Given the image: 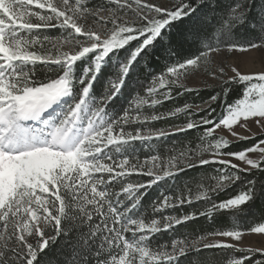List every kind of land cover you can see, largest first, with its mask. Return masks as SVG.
<instances>
[{"label":"snow or ice","instance_id":"snow-or-ice-1","mask_svg":"<svg viewBox=\"0 0 264 264\" xmlns=\"http://www.w3.org/2000/svg\"><path fill=\"white\" fill-rule=\"evenodd\" d=\"M49 29L60 34L42 35ZM184 44L196 45L197 53L168 64L159 75L149 73L147 85L140 82L146 57L157 49L174 56ZM221 45L240 52L264 48V0H178L171 7L154 0H100L93 7L86 0H0V264H41L45 250L70 230H79L71 264H180L190 253L245 251L227 239L201 243L210 236L238 242L245 231L240 228L151 244L157 234L198 217L226 211L238 216L264 203V71L244 74L232 67L234 75L226 79L209 73L221 80V93L204 101L199 119L188 103L155 111L173 91L177 96L199 91L181 81ZM40 68L55 76L39 79ZM232 85L240 86V97L214 118L213 104ZM134 92L127 106L121 103L125 93ZM181 113L185 121L171 130L151 127ZM221 128L234 139L216 137ZM193 130L201 132L203 147L185 146L166 159L130 155L137 141ZM243 140L252 143L227 150ZM208 165L220 168L211 177L215 183L200 182L203 190L195 200L207 201L205 210L146 220L142 190ZM132 175L150 179L129 182ZM237 184L242 186L237 194L213 200ZM185 187L175 197L154 201L152 212L194 203ZM246 231L264 234V222ZM249 258H230L229 264ZM193 264L216 261L197 257Z\"/></svg>","mask_w":264,"mask_h":264},{"label":"trees","instance_id":"trees-1","mask_svg":"<svg viewBox=\"0 0 264 264\" xmlns=\"http://www.w3.org/2000/svg\"><path fill=\"white\" fill-rule=\"evenodd\" d=\"M178 2V0H176ZM98 2H93L90 7L95 6ZM258 4V0H257ZM60 33L56 29L52 30H42V35L57 36ZM135 43V42H133ZM197 53V46L184 44L182 47L176 49V54L174 56H169L166 52H162L157 49L155 52L151 53L149 57L145 58V61L141 62V67L144 69L138 79L142 84L147 85L151 76L149 73L159 75L166 71V66L177 60L183 58L194 56ZM38 78L41 80L46 79L50 76H55V72H49L46 68H40L38 73ZM232 91L226 97L213 104L216 109L214 113V118L219 117L228 104H232L236 99L240 97L241 88L237 85H232ZM141 95H144L143 89L137 90ZM221 93L220 88H207L200 89L199 91L187 92L183 95L177 96L176 91H173V98L166 101L162 105H158L155 109L157 112H167L169 110H174L175 107L183 106L185 103L191 104L193 107L191 111L195 113V119H199V116L204 115L203 112H196L194 109L199 107H207L204 101H207L209 97L213 94L219 95ZM136 93L134 92L131 97L127 93L121 98V103L127 106L132 99H134ZM149 111V109H145ZM186 117L183 113L179 114L178 117L169 118L167 120H160L154 122L151 127L162 128L165 130H171L170 125L183 124ZM137 127L133 125L132 128ZM130 128L129 130H132ZM201 135L199 131H191L187 133H180L177 135L168 136L160 140H150L144 143L139 141L132 144L129 152L130 155L143 161L146 157L152 155L160 156L162 159H166L170 155L176 154L183 150L185 146L190 147H203L200 140L198 139ZM252 141H241L239 144L233 143L229 149L230 151L239 150L250 146ZM219 165H208L203 168H196L188 170L181 173L179 176L167 178L160 181L158 184L154 185L150 189L142 190L146 191V195L143 196L141 202V211L145 213L146 220L151 218L162 219L164 216H174L180 217L185 214H191L193 212L198 213L199 211L205 210L208 206L207 201L199 200L196 201L195 197L199 195V192L203 188L199 187L200 182L203 181L206 187L209 183H215L211 180V177L217 176ZM259 177V173L256 174ZM150 178L143 175H132L127 178L129 182H147ZM191 189V196L194 199V203L185 204L179 207H171L160 212L153 213L152 205L154 201L159 200L163 195L177 196L182 192H186L187 189ZM118 190V188H117ZM242 190V186L237 184L233 186L230 190L221 192L213 196L214 201H219L226 199L237 194ZM264 222V203L257 201L254 206L246 207L245 210L238 216H234L231 212H223L214 214L211 219L205 217H198L197 219L191 220L184 225L176 226L168 232H161L155 236L151 241V244L155 246L158 242L163 243L165 241L171 243L173 239H187L196 240L201 235H206L209 232L220 231V230H231L233 228H240L247 230L249 227L256 223ZM79 234V230H70L67 234L62 235L58 238L55 244H51L48 249H46L47 255L41 261V264H71L69 257L72 252L73 246L76 244V237ZM233 253H237L233 257ZM247 256L250 257L246 260L245 264H264V254L261 252H233L230 249H212L206 250L202 253H190L189 256L181 258L180 264H193L197 257L203 259L205 257H210L216 261V264H229L230 258ZM94 264V260L91 261Z\"/></svg>","mask_w":264,"mask_h":264},{"label":"rangeland","instance_id":"rangeland-1","mask_svg":"<svg viewBox=\"0 0 264 264\" xmlns=\"http://www.w3.org/2000/svg\"><path fill=\"white\" fill-rule=\"evenodd\" d=\"M89 6L93 2H100V0H86ZM155 3L161 4L166 7H171L177 3L176 0H154ZM52 30V29H49ZM232 67H236L239 71L244 74H253L264 71V48L261 49H252L247 52L240 51H229L227 47L221 45V51L218 53H214L208 63H202L197 70H190L189 74L182 79L181 83L186 87H191L194 89H207V88H220L221 80L216 79L213 75H209V73L215 74V76H223V78L231 77L234 75L231 69ZM223 68L224 73L221 74L219 69ZM200 108L197 107L194 110L196 112H201ZM252 131L259 135L260 130L252 125ZM241 135H248L247 132H244L241 128L237 127L235 129ZM216 137L224 136L229 140H233L234 138L227 132V130L221 128L217 130L215 133ZM248 141V140H243ZM207 156V154H205ZM170 196V195H169ZM171 208V207H170ZM227 239L230 243H235L238 248L245 249H253L251 252H260L255 251V249L264 250V234H253L247 231H244L242 238L240 241H232L230 238H222L219 236H210L207 240L201 241V243H209L216 240ZM237 253H233V257ZM251 257V256H250Z\"/></svg>","mask_w":264,"mask_h":264}]
</instances>
